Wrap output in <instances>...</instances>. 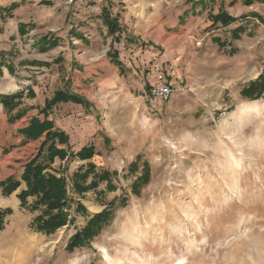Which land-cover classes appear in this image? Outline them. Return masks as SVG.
Instances as JSON below:
<instances>
[{"label":"rangeland","instance_id":"374dc122","mask_svg":"<svg viewBox=\"0 0 264 264\" xmlns=\"http://www.w3.org/2000/svg\"><path fill=\"white\" fill-rule=\"evenodd\" d=\"M107 1L0 0V98L13 97L0 102V210L11 211L0 264H264V2L227 9L205 0L189 9L191 0ZM111 4L120 43L102 17ZM222 10L238 21L213 26L210 15ZM156 24L187 38L183 57L166 60L175 48L156 36ZM204 37L207 46L199 44ZM259 77L263 87L252 91L259 97H246ZM168 82L179 90L168 100L146 90ZM57 91L90 104L44 110ZM34 119L69 138L56 141L67 157L47 171L64 181L68 199V224L51 234L33 227L43 210H25L18 198L46 140L24 133ZM88 146L91 160L72 156ZM89 164L110 179L80 195L74 176ZM9 179L21 186L5 196L1 183ZM103 211L110 222L100 234L69 251Z\"/></svg>","mask_w":264,"mask_h":264},{"label":"trees","instance_id":"16d2710c","mask_svg":"<svg viewBox=\"0 0 264 264\" xmlns=\"http://www.w3.org/2000/svg\"><path fill=\"white\" fill-rule=\"evenodd\" d=\"M263 1L264 0H260ZM110 3V0L107 1ZM254 0H244L246 6H250ZM18 5L13 4L9 8H4L2 11L11 12L13 9L17 8ZM112 4L108 9H103V21L108 28L110 36L114 37L115 43H120L121 34L123 29L121 27L119 16L113 17L111 12ZM213 19V26L221 23L223 27H227L232 23L238 21V19L231 17L226 11L222 10L217 15H210ZM107 56L111 61L118 66L120 73L123 74L124 65L119 58V52L110 49ZM4 66L3 60H0V75L2 74V67ZM262 80V77L252 83L243 94L251 99L258 98L253 97V92L259 87H263V84L257 83ZM169 83V82H168ZM152 87L146 86V90L150 93ZM13 97H1L0 102L6 105L11 101ZM75 103L82 105L84 107L89 106V102L84 98L72 94L68 91H57L51 99L46 101V106L44 110H50L57 103ZM54 125L51 121L45 120L43 123L39 120L34 119L31 123L29 129H26L24 133L30 139L41 138L46 134V140L43 142L39 155L32 160L26 166L21 180L26 184V190H22L18 195L21 201V207L25 210L40 211L43 210L42 215L36 218L33 227L37 232L44 234H51L56 232L59 228H62L68 224V216L63 211L64 207L68 205V199L66 196L65 185L62 179L57 178L54 175L48 174L47 171L51 165L55 162L56 158L65 159L67 157V151L63 148H59L57 145V140L59 145H68L69 138L63 133H58L53 131ZM46 155L43 156V153ZM96 154L95 148L93 146L84 147L79 152L72 153V156L79 157L82 161L91 160ZM88 171L86 173H79L74 176L76 193L82 195L92 188H96L101 181H108L110 179V174L104 172L98 175L95 172V165L89 164ZM96 173L95 180L88 186H85V181L87 178ZM140 179H138L139 181ZM136 182L133 185V189L137 188L141 182H145L146 178H143L140 182ZM3 188V194L9 196L17 191L21 183L16 179H9L6 182L1 183ZM33 198L32 204L29 203V199ZM83 208V207H82ZM80 209V208H79ZM84 209V208H83ZM85 210V209H84ZM11 214L10 210H0V231L4 229L5 218ZM109 211H103L95 215L84 228L83 231L76 234L68 244V250L73 252L75 249L82 248L90 243L95 237H97L100 232L104 229L105 225L110 221Z\"/></svg>","mask_w":264,"mask_h":264},{"label":"crops","instance_id":"0c3cea01","mask_svg":"<svg viewBox=\"0 0 264 264\" xmlns=\"http://www.w3.org/2000/svg\"><path fill=\"white\" fill-rule=\"evenodd\" d=\"M197 2H205V0H191V2H189V4H187V6H189V9H191V7L193 5H197ZM220 2V6L222 8H227V9H230V5L231 3L234 2V6L233 7H236L238 6L239 4L242 5V2L240 0H219ZM189 9H186L185 11L189 10ZM199 12V11H197ZM245 14H248L245 13ZM209 25H205V27H208ZM162 26L156 24V26L154 27L155 29V34L156 36L160 37L161 39V42H163L164 46H173L175 48V51H168L166 54H165V58L166 60H169V59H172L173 56H182L185 54V41H186V37H184V35H173V36H170V35H166V34H163L162 32ZM228 28V27H227ZM194 29H196V26L194 25L193 27L189 28L188 30L189 31H194ZM223 30L226 29V28H222ZM218 31H222L221 29H219ZM199 44H205V46H207L209 44V41L207 39V37H204L203 39L199 40ZM181 58V57H180ZM183 60V58L181 59V61ZM172 82V81H171ZM170 82V83H171ZM173 85V83H171Z\"/></svg>","mask_w":264,"mask_h":264},{"label":"built area","instance_id":"2783aa9c","mask_svg":"<svg viewBox=\"0 0 264 264\" xmlns=\"http://www.w3.org/2000/svg\"><path fill=\"white\" fill-rule=\"evenodd\" d=\"M183 89V88H181ZM180 89V90H181ZM179 90H176L171 83H165L163 85L153 86L150 90V95L154 99L168 100Z\"/></svg>","mask_w":264,"mask_h":264}]
</instances>
